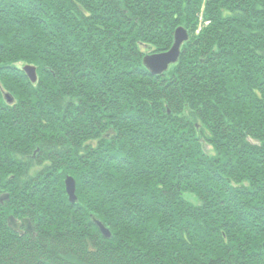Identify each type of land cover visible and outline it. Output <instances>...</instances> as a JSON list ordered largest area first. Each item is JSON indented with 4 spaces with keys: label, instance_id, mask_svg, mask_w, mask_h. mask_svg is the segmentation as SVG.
<instances>
[{
    "label": "trees",
    "instance_id": "16d2710c",
    "mask_svg": "<svg viewBox=\"0 0 264 264\" xmlns=\"http://www.w3.org/2000/svg\"><path fill=\"white\" fill-rule=\"evenodd\" d=\"M2 193L0 264H264V0H0Z\"/></svg>",
    "mask_w": 264,
    "mask_h": 264
},
{
    "label": "water",
    "instance_id": "95a60500",
    "mask_svg": "<svg viewBox=\"0 0 264 264\" xmlns=\"http://www.w3.org/2000/svg\"><path fill=\"white\" fill-rule=\"evenodd\" d=\"M188 39H189V35L187 30L183 27L177 28L175 31L174 43L172 47L168 51L162 53H153L146 55L143 59V63L145 67L150 71L152 75H161L165 73V71H167L172 64L178 61L181 53V47ZM24 70L26 71L29 78L33 82H35L37 79L35 67L26 65L24 66ZM6 96L8 97L9 95L7 94ZM8 98L9 101L11 102L12 101L11 97L9 96ZM65 183L69 195V201L71 203H75L77 199L75 195V188H76L75 180L72 177H67ZM3 198L6 197H2L1 200ZM93 221L94 223L97 224V226L99 227V229L101 230V232L105 237L107 238L111 237V232L109 231L108 228L104 226L103 223H101L98 219L95 218H93ZM24 222L27 225L26 230L31 231L32 226L29 225V220L24 219ZM8 223L9 226L15 231H20L21 233L23 232L20 229V223L17 222V220L13 216H10L8 218Z\"/></svg>",
    "mask_w": 264,
    "mask_h": 264
},
{
    "label": "rangeland",
    "instance_id": "374dc122",
    "mask_svg": "<svg viewBox=\"0 0 264 264\" xmlns=\"http://www.w3.org/2000/svg\"><path fill=\"white\" fill-rule=\"evenodd\" d=\"M144 50H146V49H144ZM30 66H32V65H30ZM33 67H35V66H33ZM36 69V68H35ZM36 75H37V72H36ZM7 94H5V98L9 101V96L7 97L6 96ZM11 97V96H10ZM12 99V98H11ZM10 102V101H9ZM204 147H205V150L207 151V152H209V153H214V151H213V149H212V147L210 146V145H207V144H205L204 145ZM71 177V176H70ZM73 178V177H72ZM74 179V178H73ZM75 180V179H74ZM66 181V180H65ZM76 183V182H75ZM65 189H66V192H67V188H66V183H65ZM67 194H68V192H67ZM75 195H76V197H77V194H76V188H75ZM2 197H6V200L7 199H9V194H7V193H2V195L0 196V199L2 198ZM68 198H69V195H68ZM4 199V198H3ZM2 199V200H3ZM77 200H78V197H77V199H76V202H77ZM75 202V203H76ZM75 203H72V204H75ZM92 218V221H93V218H95V219H98L101 223H103L104 224V226L106 227V228H108V226L101 220V219H99L97 216H94V215H92L91 216ZM24 219H27V218H24ZM29 220V219H28ZM17 222H19L20 223V225H22L23 224V226L25 227L24 229H25V231H28V230H26V224H25V222H24V220L23 221H17ZM94 222V221H93ZM29 225L30 226H32V230L31 231H34V225L31 223V221L29 220ZM95 225L97 226V224L95 223ZM97 228L99 229V227L97 226ZM109 229V228H108ZM100 230V229H99ZM31 231H28V232H31ZM110 231V230H109ZM100 232H101V230H100ZM111 232V231H110ZM101 234L103 235V233L101 232ZM104 236V235H103ZM105 237V236H104ZM111 237H112V233H111ZM110 237V238H111ZM105 238H107V237H105Z\"/></svg>",
    "mask_w": 264,
    "mask_h": 264
},
{
    "label": "flooded vegetation",
    "instance_id": "af4514ba",
    "mask_svg": "<svg viewBox=\"0 0 264 264\" xmlns=\"http://www.w3.org/2000/svg\"><path fill=\"white\" fill-rule=\"evenodd\" d=\"M22 228H25V227L23 226V224H22V225H20V229H22Z\"/></svg>",
    "mask_w": 264,
    "mask_h": 264
}]
</instances>
